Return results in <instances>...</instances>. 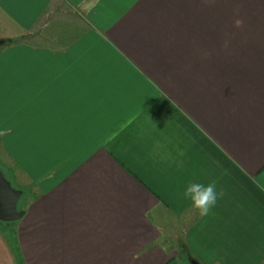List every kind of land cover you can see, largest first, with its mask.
<instances>
[{"label":"crops","instance_id":"obj_1","mask_svg":"<svg viewBox=\"0 0 264 264\" xmlns=\"http://www.w3.org/2000/svg\"><path fill=\"white\" fill-rule=\"evenodd\" d=\"M0 161V264H264V0H0Z\"/></svg>","mask_w":264,"mask_h":264},{"label":"clouds","instance_id":"obj_2","mask_svg":"<svg viewBox=\"0 0 264 264\" xmlns=\"http://www.w3.org/2000/svg\"><path fill=\"white\" fill-rule=\"evenodd\" d=\"M223 195V191H218L214 182L207 184L188 182L182 192L183 198L189 202V207L186 210L188 218L192 219L198 216L203 219L208 216Z\"/></svg>","mask_w":264,"mask_h":264},{"label":"water","instance_id":"obj_3","mask_svg":"<svg viewBox=\"0 0 264 264\" xmlns=\"http://www.w3.org/2000/svg\"><path fill=\"white\" fill-rule=\"evenodd\" d=\"M22 196L23 192L14 189L0 169V221L10 223L22 219L25 211L18 208Z\"/></svg>","mask_w":264,"mask_h":264},{"label":"rangeland","instance_id":"obj_4","mask_svg":"<svg viewBox=\"0 0 264 264\" xmlns=\"http://www.w3.org/2000/svg\"><path fill=\"white\" fill-rule=\"evenodd\" d=\"M0 169L2 170V172L4 173V175L6 176V178L9 180V182L11 183V185L13 186L14 189H17V190H21L17 187V185L13 182V180L11 179V177H9V174L6 172V170L2 167V164H1V161H0ZM23 192V196L21 197L19 203H18V208L19 209H22V203L23 201L25 200V197L28 195V191H24V190H21ZM17 221L15 222H10V223H7V222H2L0 221V236L4 237V238H10L12 240L15 239V224H16ZM174 238V243L175 245H179V244H176L177 241H176V237H173ZM180 247L178 246V249ZM181 250V249H179Z\"/></svg>","mask_w":264,"mask_h":264}]
</instances>
